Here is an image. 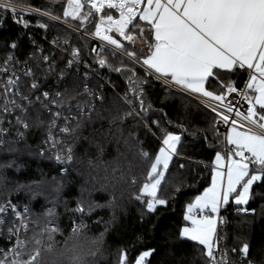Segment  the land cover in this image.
<instances>
[{
  "label": "snow or ice",
  "instance_id": "1",
  "mask_svg": "<svg viewBox=\"0 0 264 264\" xmlns=\"http://www.w3.org/2000/svg\"><path fill=\"white\" fill-rule=\"evenodd\" d=\"M8 19L22 31L6 42L0 60V74L7 77L0 80V264H62L63 255L54 252L66 249L70 237H79L87 227L84 218L97 209L112 210L104 231L92 237L104 242L117 221L115 209L122 207L117 192L122 195L126 188L134 189L131 201L141 226L166 208L184 183L172 181L170 164L175 166L188 129L174 123L157 102L177 99L185 110L195 102L202 112L206 126L190 135L203 140L214 158L198 162L210 173V184L187 203L183 226L174 240L169 236L172 249L191 247L204 264H256L250 235H234L229 247L226 228L227 214L239 218L237 225L264 214V0H47L41 7L0 0V31ZM58 25L65 35L49 41L59 49L50 55L31 32L41 29L46 36ZM71 33L83 44L72 45ZM24 36L32 48L21 61L17 53ZM89 40L99 44L89 48L85 59L81 47L87 48ZM66 51L67 57L62 55ZM59 60L66 63L60 66ZM82 61L87 71L81 76ZM21 63L22 70L10 71ZM102 69L123 78L122 94ZM50 77L55 88L46 89ZM33 127L45 133L37 150L28 140ZM36 157L33 168L28 158ZM24 173L27 180L16 175ZM72 185L79 195L69 207L63 193ZM94 192L103 203L92 198ZM13 194L16 199H7ZM39 197L43 210L35 212L32 201ZM58 205L72 221L63 243L56 238L63 235ZM155 253L151 246L136 256L120 248L113 264H152ZM71 259L80 262L74 251ZM104 259L100 249L91 264Z\"/></svg>",
  "mask_w": 264,
  "mask_h": 264
},
{
  "label": "trees",
  "instance_id": "2",
  "mask_svg": "<svg viewBox=\"0 0 264 264\" xmlns=\"http://www.w3.org/2000/svg\"><path fill=\"white\" fill-rule=\"evenodd\" d=\"M20 4H25L31 7H41L47 3V0H18ZM58 28H62L58 26L57 28H52L47 32L45 36L44 30L41 29H33L31 35L36 41V44L42 45L44 48V52L47 54H52L53 52H59V49H53L49 41H51L54 37L60 36L64 37L65 32L59 31ZM22 29L13 26L12 21L8 19L7 23L4 25V30L0 31V60L3 59L5 55V47L6 42L11 39H16ZM71 44L72 45H82L83 41L78 37L76 33H71ZM20 50L17 55L21 61L25 59L26 54L31 51L32 45L28 40L27 36H24L20 39ZM98 45L92 40H89L88 47H81V52L85 59H88L89 56V48L92 46ZM67 57L69 53L66 51L62 54ZM59 59V57H57ZM90 62V61H89ZM66 63V60H59V65L63 66ZM30 65H34L35 61H29ZM83 61L81 63V67L79 69V74L82 76L85 71H87L82 66ZM24 64L21 63L17 68L13 69V71L22 70ZM101 72H105L106 70H100ZM75 74V70L72 73L66 76L67 81H71L73 79V75ZM111 75L113 81L116 84V91L123 93V89L125 88V82L123 78H117L115 73L107 74ZM7 77L3 74H0V80H6ZM43 80L44 78L41 77ZM96 79L98 77L93 73L90 76V82L95 84ZM244 82V78H240L238 82V86L242 87ZM64 85H60V88H63ZM55 88V82L50 77L47 80V83L44 84V88ZM79 91V89H78ZM109 98L107 102L109 104L113 103L114 100L111 97V89H108ZM77 99L87 102V97L80 96ZM74 104L75 101H72ZM187 103V102H185ZM195 102L189 104L187 110L184 109L183 104L180 100H168L164 105L159 104L157 102V107H163L164 111L167 113L168 117L174 123H182L188 129V131L184 132L182 135V144L178 146L179 149V157L174 158L175 166L170 164V168L175 173V175L171 178L173 182L179 184L181 181H184L181 184V190L178 193H173V195L169 198V203L166 208H161L158 215L152 217L150 221H145L143 226H141V219L139 216V212L135 207V202L131 201V194L134 191L132 188H126L121 192H117L118 203L122 205V207H118L115 209V215L117 216V221L109 227V231L105 233L104 242H103V250L105 253L106 259L101 260L100 264H113V259L118 255V249L126 248L129 249V254L132 256L138 255L141 250H148V248L154 247L156 248V253L154 256L150 257L152 264H204V257H202L198 252H196L193 248L189 247L186 249H172V241L169 240V236L172 235V240H174V234L179 230L181 226H183V212L188 202L194 200L196 195L202 193L203 189L210 184V173L204 168L203 164L198 163L203 161L205 163L210 162L211 159L214 158L213 153L207 149L204 145L203 140L194 138L190 133L195 127H205L206 119L203 116L202 112L194 106ZM99 108V105H97ZM107 115V113H104ZM210 119V118H209ZM46 128V125H45ZM129 130L126 128V132ZM135 130V129H132ZM58 131L57 130H54ZM139 135L141 137L144 136V129L141 126L139 128ZM175 134H180L179 130H175ZM45 135L40 129L33 127L28 135L29 142L34 146V150L39 149L43 146V136ZM151 139V137L149 138ZM111 156H115V152L111 153ZM32 159V166L35 168V161L39 159L36 158H28ZM110 159V157H109ZM122 163V161H121ZM183 163L185 168L180 169L179 164ZM42 167L47 171V165L42 164ZM119 173H117L118 175ZM11 175V173H10ZM20 176L21 179L27 180L28 174H16ZM138 181H139V177ZM99 187V185H95ZM172 191V185L170 183L168 190L165 191L164 195H168L169 192ZM64 198L69 199V207H74V200L71 198L79 195L78 186L72 185L65 189ZM88 194L85 193V197ZM21 198H23L21 194ZM92 198L99 201L100 203L104 202L103 197L98 193H93ZM3 199V198H0ZM7 199H16V194L12 196H8ZM42 205H44V199L42 197L37 198L32 201V209L35 212H41ZM259 210V205H255ZM51 207V205H48ZM22 211V207L19 209ZM57 212L60 213L59 226L63 230V235H58L56 238L63 243L65 237L70 234V229L72 226V221L68 219L69 213L64 211L63 205L57 206ZM112 215V210L109 209H97L95 212L90 214V216H86L85 224L87 225L81 232L82 235H86L89 237L98 236L101 232L104 231L105 223L110 219ZM101 223H96V220H101ZM227 218L229 220V224L226 228L228 233L227 244L231 247L235 241L233 240L234 235H250L251 237V253L252 259L256 262V264H261V261H264V214L258 216L251 224L243 223L237 225L234 221H238L239 218L235 216L234 213L227 214ZM79 222V217H77V223ZM137 237H141V239L137 240ZM2 239V238H0Z\"/></svg>",
  "mask_w": 264,
  "mask_h": 264
},
{
  "label": "clouds",
  "instance_id": "3",
  "mask_svg": "<svg viewBox=\"0 0 264 264\" xmlns=\"http://www.w3.org/2000/svg\"><path fill=\"white\" fill-rule=\"evenodd\" d=\"M102 248V241L93 242L92 237L80 234L79 237H70L67 248L62 252H54V255H63L62 264H72L71 255L74 251L80 257L79 264H91L92 255Z\"/></svg>",
  "mask_w": 264,
  "mask_h": 264
},
{
  "label": "built area",
  "instance_id": "4",
  "mask_svg": "<svg viewBox=\"0 0 264 264\" xmlns=\"http://www.w3.org/2000/svg\"><path fill=\"white\" fill-rule=\"evenodd\" d=\"M20 4V3H19ZM21 6H24V7H31V6H27V5H23V4H20ZM17 15H20V13L18 12L17 13ZM24 15H27V13H25ZM11 20V19H10ZM12 21V20H11ZM34 22V21H33ZM58 26H60V25H58ZM61 27H63V26H61ZM95 43H97V44H99V41H94ZM16 69V68H15ZM10 71H13V69H10ZM221 131H223V126H222V128H221Z\"/></svg>",
  "mask_w": 264,
  "mask_h": 264
},
{
  "label": "crops",
  "instance_id": "5",
  "mask_svg": "<svg viewBox=\"0 0 264 264\" xmlns=\"http://www.w3.org/2000/svg\"><path fill=\"white\" fill-rule=\"evenodd\" d=\"M179 146V145H178Z\"/></svg>",
  "mask_w": 264,
  "mask_h": 264
}]
</instances>
